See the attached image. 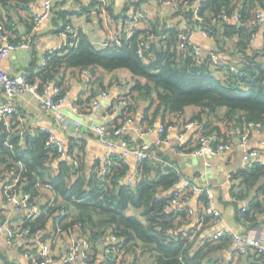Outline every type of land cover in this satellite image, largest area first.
<instances>
[{
	"label": "trees",
	"instance_id": "1",
	"mask_svg": "<svg viewBox=\"0 0 264 264\" xmlns=\"http://www.w3.org/2000/svg\"><path fill=\"white\" fill-rule=\"evenodd\" d=\"M13 1L28 3V0H0V20L2 9ZM176 1L181 5L183 0ZM198 5L201 23L194 21L193 11H176L188 24L209 30L222 49L228 40H233L235 48L230 55L236 59L234 66L239 73L230 70L232 64L222 62L216 66L208 58L196 59L190 50H182L179 26L170 28L157 22L124 40L122 48L114 45L96 48L89 36L80 31L76 47L66 48L63 55L57 54L45 68L40 66L41 83L24 77L29 84L37 85L39 94L49 86L60 88V94L55 97L58 100L66 96L60 83L63 68L76 71L102 68L108 72L125 69L134 78V88L131 94L124 95L128 106L121 114L122 122L132 116L137 104L153 103L155 99L156 115L182 116L187 109L198 107L201 111L190 121L203 126L201 133L215 134L220 142L232 144L233 131L237 128L246 127L248 133L252 126L262 125L264 129V54L249 52L260 27L254 24L256 11L264 8V0H201ZM235 13L242 17L238 25L218 18ZM1 23L10 29L13 21ZM149 33L154 38L143 47L146 54L143 59L138 51ZM53 82L55 85H51ZM76 105L80 107L83 103L77 101ZM87 105L81 110L91 108L90 103ZM154 120L149 127L154 126ZM48 140L49 133L33 136L23 131L17 120L11 118L9 125L0 120V180L8 175L11 180L20 172L21 193L30 194L32 202L36 203L45 188L54 196L47 199L38 217L25 218L20 225L29 237L44 231L53 220L55 228L77 231L75 237L91 243L88 254L94 260L100 252V240L106 242L109 236H115L116 248L122 251L119 264H138L142 257L152 260L150 264H226L222 252L233 243L230 237L207 240L196 246L191 233L180 231L188 212L186 208L178 213L170 209L171 190L181 176L177 170L164 168L162 162L153 158L142 163L133 183L123 184L129 179L127 159L113 156L104 174L98 164L88 175L78 156L69 152L72 160L59 158ZM232 181L233 199L248 201L246 210L241 209L240 222H256L255 217L264 214V160L233 172ZM247 257L246 264H264V255L257 251H250Z\"/></svg>",
	"mask_w": 264,
	"mask_h": 264
},
{
	"label": "crops",
	"instance_id": "2",
	"mask_svg": "<svg viewBox=\"0 0 264 264\" xmlns=\"http://www.w3.org/2000/svg\"><path fill=\"white\" fill-rule=\"evenodd\" d=\"M45 1L28 0L27 4L13 1L2 9V19L0 20V47L5 46L8 42L25 41L32 36L31 48L12 52L2 63V69L8 74L25 76L32 82L41 83L39 69L45 57L51 53L60 55L65 53L67 39L64 31L68 24L77 26L80 31L87 34L91 43L99 49L105 47L104 44L109 38L111 29L117 30L120 35L126 32L125 15L134 7H139L148 16L147 23L143 25L144 29H150L151 24L157 22H160V26L167 25L170 28L179 26L181 30L184 25L183 17L177 13L175 7L165 6L159 0H107V17H104L98 9V0H57L53 4L49 17L37 25L34 30L32 27L35 24L33 13L42 15ZM200 1L197 0V3ZM197 6L199 5L197 4ZM9 19L13 21L10 29L5 28L1 23L2 20ZM226 22L238 25L231 21ZM6 36L7 38H5ZM194 44L204 52L220 51L222 62L236 65V59L230 55L235 48L233 40H228L227 45L222 49L218 39L214 36L204 37L197 33L194 37ZM223 50L226 51L223 52ZM249 52L264 54V24L258 27ZM89 73H94V81L89 80ZM60 83L67 95V101L61 108L62 113L67 117L65 121H60L56 117V112L42 111L43 100L30 91H24L14 99L18 115L16 118H11L20 123L23 131L33 136L40 132L54 131L68 152H72L80 158L85 166V173L90 175L98 164L103 165L107 159L122 151L120 148L112 150L104 145L91 128L94 125L103 124L114 128L123 123L121 113L113 114L110 107L119 97L126 93L131 94V90L134 88V78L125 69L108 72L102 68H92L86 73L63 68ZM53 84L55 85V82L51 83V85ZM102 91H107L109 94L107 99L101 98ZM40 95H44V99H48L53 96V93L44 90ZM94 96L100 101V108L94 110L92 116L82 117L80 126H77L75 120L78 117L72 103L82 102L83 105L79 108L83 109L87 104L93 103ZM6 100L5 94L0 88V103L6 102ZM157 106L158 101L155 99L153 103L145 101L134 107L131 117L134 118L135 123L129 127L127 133L130 144L132 146L151 145L154 160L166 161L197 186L211 188L222 213L221 221L215 223L213 218H210L205 212V196H194L185 205L188 217L182 220L180 231L191 233V240H195L196 246H202L210 237L223 230H233L264 240V214L256 216L254 223H241V209L248 204V201L238 203L232 197V184L229 183L228 176L230 173L242 169L245 164V150L238 147L235 130L233 131L235 138L231 142L232 151L228 155L196 156L192 154V150L198 145L203 126L196 123L189 127L187 123L201 109L191 107L182 116H164L162 113L156 115ZM152 119H155L153 121L156 125L153 126L154 130L143 136L139 135L138 128L149 127ZM161 125L168 127L166 133L169 140L159 145L158 127ZM220 127L223 132L227 133V128L221 122ZM249 136L248 149L250 152L256 153L258 160H264V129L251 127ZM126 159L130 167L128 178H133L137 169L135 157L130 155ZM206 161L210 163V166H206ZM58 163L59 160L55 161V168ZM10 178L8 175L0 180V226H17L21 225L25 218L38 217L42 212V206L49 199L54 198L49 189H42L43 194L37 198L34 207L17 212L12 205L7 204L4 197V188L11 181ZM22 197V195L19 197L20 201L23 200ZM76 232L64 230L60 226L55 228L53 220L49 222L44 231L33 238L25 235L11 240L7 232L0 229V264H38L43 260L41 253L45 251L54 256L55 262L52 264H62L67 257L69 242ZM233 247L232 243L222 252L226 264H246L247 255H237L235 262H229L230 256L234 254ZM99 248L100 252L96 255L95 264H99L104 256L105 249L103 246ZM27 251L30 252V256L26 255Z\"/></svg>",
	"mask_w": 264,
	"mask_h": 264
},
{
	"label": "built area",
	"instance_id": "3",
	"mask_svg": "<svg viewBox=\"0 0 264 264\" xmlns=\"http://www.w3.org/2000/svg\"><path fill=\"white\" fill-rule=\"evenodd\" d=\"M57 0H46L44 2V13L42 15H36L33 13L34 16V27L35 30L37 25L41 24L45 21L53 7L54 2ZM99 5L98 9L101 11L104 17H107L108 14V1L107 0H98ZM159 2L165 6L175 7L178 11L188 12L193 11V19L196 22L201 23L202 18L200 15V8L197 6L198 3L192 2L191 0H183L181 1V5L176 0H159ZM218 18L223 19L224 21H231L236 24H240L242 21L241 14L235 13L232 15H224L219 16ZM125 25H126V32L122 35L115 30L111 29L109 31V38L105 42L104 46L108 47L114 45L117 48H122L124 40L128 41L132 38L136 33L139 31H146L147 29L143 28L148 21L147 14L141 10L139 7L132 8L128 13L125 15ZM254 24L257 26H261L264 24V8L257 9L255 15ZM65 36L67 39L66 48L76 47L78 44V38L80 30L77 26L73 24H68L65 27ZM197 33H200L204 37L212 36L211 32L204 27L197 25L192 26L184 21L182 33H181V40L180 45L182 50H190L191 54L196 57L198 60H205L208 58L211 63L216 66H220L222 64L220 53L216 51H209L204 52L198 46L194 44V37ZM7 38V36L5 37ZM154 38L153 34L149 33V38L144 39L139 47L138 55L141 58H146L145 50L143 49L144 46L148 45L149 41ZM33 43L32 36L28 37L25 41H21L20 43L14 44L12 42H8L5 46L0 47V88L4 92L6 96V102L0 103V120L4 121L5 125L10 124L11 117L14 115H18V110L14 105V99L19 96L24 91H30L35 93L39 98H41L42 105L41 110L48 112H56V117L60 121H65L67 117L62 113L61 108L65 105L67 101V95L55 100V97L58 96L61 92V89L56 86H49L46 91L53 93V96L44 99V95H40L38 93L37 85L29 84L27 79L24 76H12L5 72L2 69V63L12 52L17 51L19 49H29L31 48ZM58 53H51L42 61L41 69L45 68L48 63L54 58ZM230 70L233 73H239V69L236 66H231ZM88 73L87 70L83 71ZM90 79L93 80V75L89 73ZM109 94L107 91L101 93L102 99H107ZM75 101L72 103V107L74 108L75 112L77 113V119L75 120V124L80 126V119L82 117L92 116L93 111L100 108V101L96 98L94 99L93 103L91 104V108L88 110H81ZM128 100L127 97L121 96L119 99L113 103L110 107V110L113 114H119L127 108ZM135 123L133 117H129L124 121L122 124L115 126L114 128L109 127L108 125H94L92 126L91 130L99 137L100 141L108 146L112 150L121 149L122 151L119 154H115L114 156H118L120 159H126L130 155H134L136 160V173L143 162L146 160H152L154 155L152 153L151 145L149 144H141L138 146H132L127 138V133L129 127ZM196 125V122L190 121L187 123V126L191 127ZM156 126V125H154ZM251 127V126H250ZM253 127V126H252ZM260 130L263 129L262 125L254 126ZM166 126L158 127L159 133V141L158 144H164L168 142L169 137L166 134L167 131ZM154 130V127H141L138 128L137 133L141 136L150 133ZM248 128H237L234 132L237 139V145L239 148L245 150L244 155V166L242 169H245L248 164L251 162H255L258 159L256 158V153L250 152L248 149L250 143V136L248 133ZM49 140L48 145L50 148L55 150L59 155V158L65 160H72L71 155L69 154L68 150L64 146V144L57 138L54 131H49ZM232 145L220 142L218 137L215 134L211 135H204L200 134L198 139V146L192 151V154L200 157H217L222 155H228L232 151ZM113 157V156H112ZM112 157L107 159L102 167V173L106 172V166L111 165ZM164 168L168 166L175 169L174 166L169 165L168 162L162 161ZM206 166H210L208 161L205 162ZM177 170V169H175ZM179 172V171H178ZM135 173V174H136ZM180 173V172H179ZM233 173V172H232ZM232 173L228 176V181L232 184ZM181 174V173H180ZM135 180V176L133 178H129L127 181L123 182V184H131ZM171 194L173 198L170 202V209L174 212H180L185 208V205L189 200L194 196L199 195H206L207 203L205 204V212L213 218L215 223H219L221 221V210L219 209L216 196L214 191L208 187H200L197 186L191 179L186 178L181 174L179 182L173 187L171 190ZM23 196V200L20 201L19 197ZM4 197L7 204H10L14 207L15 211H21L25 208H32L36 204L31 201L30 194H22L20 188V172L16 176H12L11 181L5 185L4 188ZM242 203L241 200H236ZM242 210L245 211V205L242 207ZM0 229L5 230L10 237L11 240L23 237L27 235L26 231H23L20 228V225L17 226H10V225H1ZM227 236L230 237L233 241V249L234 254L230 256L229 262H235V258L237 255H247L250 251L258 252L264 255V240L258 237H251L247 235H243L237 231L233 230H223L217 232L214 236L210 237L208 240H216L220 237ZM101 246L105 249L104 256L102 261L99 264H119L122 258V251L116 248L118 244V240L115 236H109L104 242V240H100ZM113 245V247L109 248L108 246ZM107 246V248H106ZM92 249V244L85 241L81 237H73L69 242L67 257L62 264H95L96 260L91 257V254H88L89 251ZM43 260L38 264H52L55 262V258L52 254L48 251L41 253ZM27 256H30V252H26ZM34 261H37L34 259ZM17 264V263H16Z\"/></svg>",
	"mask_w": 264,
	"mask_h": 264
},
{
	"label": "rangeland",
	"instance_id": "4",
	"mask_svg": "<svg viewBox=\"0 0 264 264\" xmlns=\"http://www.w3.org/2000/svg\"><path fill=\"white\" fill-rule=\"evenodd\" d=\"M151 262H152V260H146L145 258L142 257V258H140L138 264H147V263L150 264Z\"/></svg>",
	"mask_w": 264,
	"mask_h": 264
}]
</instances>
